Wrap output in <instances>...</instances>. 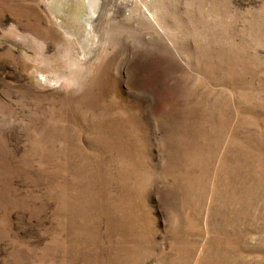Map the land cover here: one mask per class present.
<instances>
[{
	"label": "rangeland",
	"instance_id": "rangeland-1",
	"mask_svg": "<svg viewBox=\"0 0 264 264\" xmlns=\"http://www.w3.org/2000/svg\"><path fill=\"white\" fill-rule=\"evenodd\" d=\"M91 19L0 0V264H264V0Z\"/></svg>",
	"mask_w": 264,
	"mask_h": 264
},
{
	"label": "bare ground",
	"instance_id": "bare-ground-1",
	"mask_svg": "<svg viewBox=\"0 0 264 264\" xmlns=\"http://www.w3.org/2000/svg\"><path fill=\"white\" fill-rule=\"evenodd\" d=\"M86 1L89 7V13H90V19H91L98 13V7L101 4V2H104V0H86Z\"/></svg>",
	"mask_w": 264,
	"mask_h": 264
}]
</instances>
